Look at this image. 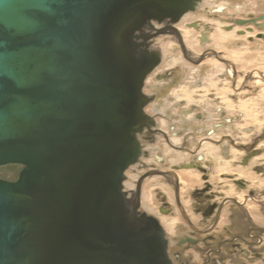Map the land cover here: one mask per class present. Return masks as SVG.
Listing matches in <instances>:
<instances>
[{
    "label": "water",
    "instance_id": "obj_1",
    "mask_svg": "<svg viewBox=\"0 0 264 264\" xmlns=\"http://www.w3.org/2000/svg\"><path fill=\"white\" fill-rule=\"evenodd\" d=\"M193 2L0 0V264H166L120 192L158 61L134 38Z\"/></svg>",
    "mask_w": 264,
    "mask_h": 264
},
{
    "label": "flooded vegetation",
    "instance_id": "obj_2",
    "mask_svg": "<svg viewBox=\"0 0 264 264\" xmlns=\"http://www.w3.org/2000/svg\"><path fill=\"white\" fill-rule=\"evenodd\" d=\"M233 9L228 3L216 5L211 8V13L207 14L210 21L203 18L201 21L204 23L201 24L200 20L196 19L185 25L189 27L188 25L193 24V27L189 28L201 31L200 39L205 41L206 37L212 34L210 31L212 28L206 23L214 24L218 20H211L213 16H220L224 21L223 25L219 26L225 31L222 33L232 34L244 40L245 51H257L261 49L260 47L264 48V0H244L243 3L236 4ZM236 14L241 17H236ZM176 25L161 26L158 31H165V34L172 33L174 36L170 34V37L173 36L178 41L184 57L191 59L185 47L183 34ZM143 35L137 34L136 40H140L139 48L144 49L145 45H142L147 42L141 38ZM212 55L229 67L227 83H230L232 92L234 89L238 95L247 92L250 89L249 76L252 77L254 74L264 82V75L257 69L249 74V71L244 73L239 79V71L231 58L225 59L223 55H218L215 51ZM156 78L161 79L159 74ZM144 98L147 101L146 105L150 102L152 104L155 99L152 95H145ZM209 100L213 99L209 98ZM161 109L162 115H165L166 109L164 107ZM228 112L216 105L214 110L207 114L209 119H216L208 127L205 126L208 119L203 120V117H207L204 113L203 115L194 114L191 120L200 121V123L194 121L197 123L194 127L197 129V126H200L198 132H205L204 141L196 143L195 147L198 150L185 162L178 163L179 158L176 155L171 157V166L179 164L182 168L148 169L139 175L133 187L137 205L139 204L138 207L142 209L144 208L142 187L145 177H160L169 180L172 185V197L177 211L165 205H155L154 198L158 195L155 187H152L151 194L153 197L151 204L153 209H156L155 214H148L150 210L145 211L148 217L158 224L163 234L166 264H264V145L259 147L255 144L256 137H253L252 141L235 144L233 139L235 128L232 126L234 120L233 117L227 116ZM147 115L146 125H149V131L157 139L170 130L174 133L178 129L173 130L168 126L158 128L150 120L149 114ZM220 117H223L221 122L218 121ZM187 128L184 126L178 131L184 132ZM225 129L226 133L220 135L219 132ZM251 131L250 129L246 132ZM164 137L167 138V144L175 149H190L184 143L176 145L167 136ZM138 140L142 145L141 139L138 138ZM249 143L254 146H249ZM158 144L156 141L150 147L158 148ZM208 147L213 148L211 155L201 151ZM174 148L172 150H175ZM234 148L238 153L233 152ZM184 173L188 174L190 181L183 179L187 177ZM124 183L126 187L123 190L128 191L127 180ZM217 187L220 189L216 190ZM182 191H187L191 197L193 196L194 201L191 203L185 201ZM187 197L189 198L188 195Z\"/></svg>",
    "mask_w": 264,
    "mask_h": 264
},
{
    "label": "rangeland",
    "instance_id": "obj_3",
    "mask_svg": "<svg viewBox=\"0 0 264 264\" xmlns=\"http://www.w3.org/2000/svg\"><path fill=\"white\" fill-rule=\"evenodd\" d=\"M243 2L244 0H194L192 9L180 15L176 21L170 18L161 20L151 19L140 30L136 31L135 35L144 34L143 37L146 39L143 38V41L148 43V46L147 43L142 45H145L144 49L139 48L137 51L141 50L147 54H154L157 56L158 61L153 66L154 69H151V73L148 74L150 71L147 73L149 78H143L140 89L144 97L145 95H152L155 99L152 104L150 102L146 105V101L142 107L144 120L134 132L138 151L134 160L122 173L120 192L123 196L122 204L124 211H129V209H134L133 207H135V213L137 212L139 216L144 214L148 217V214H155L154 211L156 209H153L151 204V199H153L151 196L153 193L152 187L157 189L156 193L158 195H155L154 198L156 206L161 204L172 208L173 211H177L172 197V185L169 180L153 176L145 177L142 187V200L144 204V208L142 209L138 207L140 206L139 204L137 205L133 187L139 175L148 169L182 168L179 164L171 166V157L176 155L179 158L178 163L181 161L185 162L191 157V154H194L198 150L195 147L196 143L204 141L205 132H198L200 126H197V129L194 127L197 123H200L198 120H191L194 114L203 115L204 113L207 116L208 112L213 111L216 105L221 106L224 110L229 111L228 117H233L232 126L235 128V133L233 134L235 144L247 140L252 141V138L256 137L255 144L263 147L264 139L261 138L264 137V82L254 74L252 77L249 76L250 89L247 92L241 95L236 94L237 91L235 89L232 92L230 83H227L229 67L212 54L215 51L218 55H223L222 57L225 59L231 58L239 71V79H241L244 73L249 71V74L256 69L264 75V48L260 47L261 49L257 51H245L243 49V47H246L244 40L238 39L232 34L222 33L225 31L221 27L219 28V26L224 21L220 16H213V19H211L218 20L216 23H206L208 27L212 28L210 30L212 34L208 35L205 41L202 38L200 39L201 35L199 34L201 31L190 29L193 27V24L188 25L190 28L185 25L188 22H194L196 19H199L201 24L204 23L201 21L203 18L210 21V17H207V14L211 13V8L216 5L228 3L230 8L233 9L236 4ZM236 17H241V15L236 14ZM169 24H177L179 26L177 29L183 34L185 47L191 59L184 57L180 45L174 39L172 33L168 32L165 34V31H158L161 29V26ZM170 34L173 36L170 37ZM136 39L134 38L135 45H139L140 40ZM158 74L161 79L156 78ZM203 98L204 100H202ZM209 98L213 100L210 101ZM162 107L166 109L165 115L161 113ZM147 114H149L150 120L155 123L156 127L168 126L173 130L178 128L177 131L172 133L171 130V132L167 130L169 131L167 132L168 135H160L162 137L157 139L149 131V125H146ZM206 118L208 119L205 123L207 127L210 126L213 120H216L214 118L209 119L208 116L203 117V120ZM222 118H218V121L221 122ZM184 121L185 123H183ZM183 125L189 129L187 128L184 132L178 131L181 127H184ZM250 129L252 130L251 132H246ZM225 133L226 129L219 132L220 135ZM164 136H167L173 144L179 145L184 143L190 149H175L172 145L167 144V138ZM138 138L141 139L142 145H140ZM156 141L159 143L158 148L156 146L150 147ZM235 144L233 145L234 147L236 146ZM248 145L254 146L250 145V143ZM173 148L175 150H172ZM212 149L208 147V149L205 148L201 151L211 155ZM232 150L238 153L236 148ZM184 152H188L189 154ZM216 152L219 153V151ZM18 169L19 166L17 165L1 166L0 177L11 180L15 178ZM184 174L186 175L187 173ZM175 175L177 174L175 173ZM189 178L187 174V177L183 179L190 181L191 178ZM126 180L129 186L128 191L123 190L126 187V183H124ZM217 189H220V187H217ZM182 193L184 194L183 198L185 201H189L190 203L194 201L193 196L191 197L187 191H182ZM145 211H149V213L146 214ZM163 254L165 256V251ZM164 260H166L165 257Z\"/></svg>",
    "mask_w": 264,
    "mask_h": 264
},
{
    "label": "bare ground",
    "instance_id": "obj_4",
    "mask_svg": "<svg viewBox=\"0 0 264 264\" xmlns=\"http://www.w3.org/2000/svg\"><path fill=\"white\" fill-rule=\"evenodd\" d=\"M203 37H204V35H203ZM176 176L178 177V174Z\"/></svg>",
    "mask_w": 264,
    "mask_h": 264
}]
</instances>
